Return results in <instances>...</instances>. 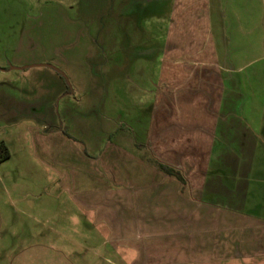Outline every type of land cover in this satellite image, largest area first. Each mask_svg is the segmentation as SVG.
Returning a JSON list of instances; mask_svg holds the SVG:
<instances>
[{"label": "crops", "instance_id": "obj_1", "mask_svg": "<svg viewBox=\"0 0 264 264\" xmlns=\"http://www.w3.org/2000/svg\"><path fill=\"white\" fill-rule=\"evenodd\" d=\"M169 5L140 97L91 96L86 142L49 155L57 186L104 232L109 264H264V0Z\"/></svg>", "mask_w": 264, "mask_h": 264}, {"label": "rangeland", "instance_id": "obj_2", "mask_svg": "<svg viewBox=\"0 0 264 264\" xmlns=\"http://www.w3.org/2000/svg\"><path fill=\"white\" fill-rule=\"evenodd\" d=\"M169 14V0H0V141L10 151L0 161V264L114 258L104 232L57 186L48 158L61 147L71 157L65 148L93 132L91 96L140 97L136 84L151 77ZM257 26L260 74L264 15ZM126 78L132 89L119 87ZM44 120L65 136H42ZM45 141L54 143L48 156Z\"/></svg>", "mask_w": 264, "mask_h": 264}, {"label": "trees", "instance_id": "obj_3", "mask_svg": "<svg viewBox=\"0 0 264 264\" xmlns=\"http://www.w3.org/2000/svg\"><path fill=\"white\" fill-rule=\"evenodd\" d=\"M10 156V151L8 146L5 144L4 141H0V161L8 158Z\"/></svg>", "mask_w": 264, "mask_h": 264}]
</instances>
